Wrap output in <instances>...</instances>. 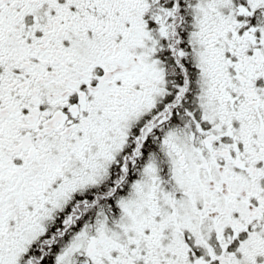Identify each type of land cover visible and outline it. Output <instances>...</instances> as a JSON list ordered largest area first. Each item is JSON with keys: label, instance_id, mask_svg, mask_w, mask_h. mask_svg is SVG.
I'll return each mask as SVG.
<instances>
[{"label": "snow or ice", "instance_id": "6c2138e0", "mask_svg": "<svg viewBox=\"0 0 264 264\" xmlns=\"http://www.w3.org/2000/svg\"><path fill=\"white\" fill-rule=\"evenodd\" d=\"M0 264H264V0H0Z\"/></svg>", "mask_w": 264, "mask_h": 264}]
</instances>
